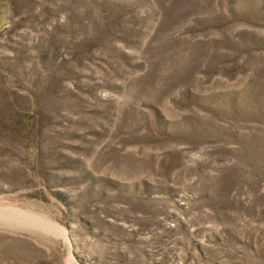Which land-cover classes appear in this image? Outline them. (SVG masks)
Returning a JSON list of instances; mask_svg holds the SVG:
<instances>
[{"label": "rangeland", "instance_id": "obj_1", "mask_svg": "<svg viewBox=\"0 0 264 264\" xmlns=\"http://www.w3.org/2000/svg\"><path fill=\"white\" fill-rule=\"evenodd\" d=\"M0 215V264H264V0H0Z\"/></svg>", "mask_w": 264, "mask_h": 264}, {"label": "bare ground", "instance_id": "obj_2", "mask_svg": "<svg viewBox=\"0 0 264 264\" xmlns=\"http://www.w3.org/2000/svg\"><path fill=\"white\" fill-rule=\"evenodd\" d=\"M17 210V209H16ZM14 212V211H13ZM9 214V213H8ZM16 214V213H15ZM27 214V213H26ZM18 215V214H17ZM16 215V216H17ZM19 215H21V214H19ZM31 215V214H30ZM1 216V215H0ZM3 216V215H2ZM5 216V215H4ZM15 216V215H14ZM32 216V215H31ZM19 220H22V221H29V220H27L26 218L24 219L23 218V216H22V218L20 217V216H18L17 217ZM29 218V217H28ZM39 220V219H38ZM14 221V220H13ZM33 221V220H32ZM40 221V220H39ZM38 222V221H37ZM20 223V222H19ZM43 225L45 226V227H48V228H50V229H54V230H56L57 232H58V234L64 239V240H66L67 239V237H66V233H65V231L62 229V228H60V227H58V226H56V225H53V224H51V223H49V222H45V223H43ZM68 241V240H67ZM70 258V257H69ZM72 264V263H71Z\"/></svg>", "mask_w": 264, "mask_h": 264}]
</instances>
